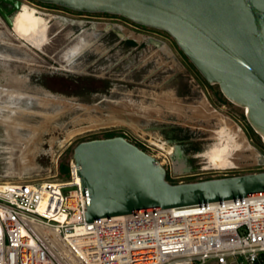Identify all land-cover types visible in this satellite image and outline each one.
Wrapping results in <instances>:
<instances>
[{"label":"flooded vegetation","instance_id":"1","mask_svg":"<svg viewBox=\"0 0 264 264\" xmlns=\"http://www.w3.org/2000/svg\"><path fill=\"white\" fill-rule=\"evenodd\" d=\"M24 9L33 10L42 19L44 28L41 34H22L18 30L17 20ZM55 10L64 13H53ZM105 17L117 21L100 20ZM100 29L102 31L99 32ZM163 34L170 35L163 29L136 23L120 14L74 10L39 0H0V152L15 155L14 164L22 169L37 166V162L28 161L23 155L42 151L39 145L41 136L47 133L51 125L49 104H53V100L59 104L67 98L62 93L54 96L47 85H93L103 81L106 85H113L112 92L115 93L117 85L120 89L124 88L123 85H153L150 80L160 78L162 73L183 70L175 52L177 42L165 41L161 38L166 36ZM185 68L191 73L189 67ZM185 76L176 78L167 74V85L158 83L155 87L161 91L155 94L168 96L172 99L168 101L171 104L177 103L174 100L198 102L196 98H200L197 106L183 102L178 108L183 112L182 116H200L203 118L200 120L209 126H232L236 140L242 146L240 150L245 151L247 158L243 159L244 155L239 152L238 156H233V161L239 163V167L243 165L242 160H246V165L250 166L264 163V152L258 149L255 140L238 127L233 118L211 110L213 106L209 101L212 96L205 91L207 86L187 85ZM182 84L187 87L183 89L185 86ZM131 93L125 94L131 96ZM144 97L147 110L149 98L154 102L159 100L155 96ZM215 115L220 121L212 123ZM144 119L148 120L146 117ZM185 126L193 130L192 126ZM207 130L217 137L216 130ZM174 137H177L174 141L178 145L168 151L170 157L163 152L161 154L172 159L171 162L167 159L164 161L178 173L192 172L209 162L214 164L211 168H222L211 160L213 150L204 152V145L194 144L198 141L195 137L186 138L182 134ZM221 141L225 142L226 139ZM150 143L153 144L148 138L143 141L146 147H152ZM151 154L163 161L157 154Z\"/></svg>","mask_w":264,"mask_h":264},{"label":"water","instance_id":"2","mask_svg":"<svg viewBox=\"0 0 264 264\" xmlns=\"http://www.w3.org/2000/svg\"><path fill=\"white\" fill-rule=\"evenodd\" d=\"M39 1L120 14L167 31L219 96L246 114L264 140V0ZM73 158L88 221L264 193V171L171 183L162 162L123 135L81 141Z\"/></svg>","mask_w":264,"mask_h":264},{"label":"built area","instance_id":"3","mask_svg":"<svg viewBox=\"0 0 264 264\" xmlns=\"http://www.w3.org/2000/svg\"><path fill=\"white\" fill-rule=\"evenodd\" d=\"M161 162L171 183L238 175ZM85 211L74 158L64 180L0 178V264H264V193L93 221Z\"/></svg>","mask_w":264,"mask_h":264},{"label":"rangeland","instance_id":"4","mask_svg":"<svg viewBox=\"0 0 264 264\" xmlns=\"http://www.w3.org/2000/svg\"><path fill=\"white\" fill-rule=\"evenodd\" d=\"M53 13L64 12L55 10ZM67 15H70V13H67ZM100 20L117 21L106 17L105 19ZM100 31H102V29H100L99 32ZM169 36H161V38L165 39L167 42H171V40L174 42L175 39ZM175 52L179 57L183 70L178 69L177 71V69H175L174 71H169L167 74L176 78H181L186 75L184 81L187 85L188 83H192L197 86H207L206 89L205 87L203 88L207 93L208 91L211 93L212 97H210L209 101V104L211 103L213 106L211 110L217 109L220 113L233 118L238 124V127L240 126L243 128L244 132L248 133L249 137H252L255 140L258 149L264 152V140L253 129L246 114L240 112L219 96L214 86L204 78L178 45L175 47ZM186 66L189 67L191 73L187 72L185 68ZM167 74L162 73L163 76L160 78L151 79L150 82H152L153 85H147L148 83L146 85H123L124 88L121 89L119 88L120 86L117 85L115 93L112 92L113 85H106L103 81H98L93 85H47L54 96L62 93L67 95V98L62 102H58L59 104H55L57 102L54 100L52 101L53 104H49L51 109L48 113H50L51 116V125L49 126L47 133L42 134L43 136H41V142L39 145L41 146L42 151L23 155L24 159L34 161L35 163L37 162V166L35 165L36 167L33 169H22L14 164L15 155L0 152V178L18 179L32 177L44 178L47 180H64L68 177L69 164L73 158L76 145L81 141L94 138H104L108 133L125 136L128 140L137 144L139 147H145L151 153L160 156L163 162H165L164 159H167L170 162L172 161L171 158H167L161 153L163 152L170 157L168 151L173 150V148L178 145L177 141H174V139L177 138L174 137L176 134H182L186 138L192 136L195 137L198 141H195L194 144L204 145V152H209L211 150L227 151L226 153L228 155H226V153L223 154L226 159H230V156L234 159L232 156H238V153L240 152L244 155L243 159H247L245 157V151L240 150L242 148L240 143H234V138L231 139L228 137L226 142H223L221 141L222 135H217L216 139L215 135L213 133L210 134L207 130H220L225 127L227 128V126L221 127V125L215 126L212 124L209 126L200 120L202 118L200 116L195 118L190 114L187 118L184 115L182 116L183 112L178 109L182 106V103L187 102L197 106L201 102L200 98H196L198 102H195V100H174L177 103L171 104L168 101H172V99L168 96H158L155 94L157 91H161L155 87L158 83V85H167ZM84 82L86 83L87 81L84 80ZM171 82L173 83V80H171ZM182 85L185 86V84ZM186 87L187 86L183 89ZM196 89L200 90L199 87ZM179 90H181V87ZM129 91L132 92L131 96L125 94ZM94 94L99 95L92 96ZM145 95L155 96L159 99L154 102V99L149 98L150 102L148 103V110L145 107ZM80 96L81 98H79ZM46 108H49V106ZM145 117L148 120H145ZM215 121H220L216 115L212 117V123ZM146 122H148L147 125ZM185 125L192 126L193 130L191 131V129L187 128ZM231 130H233L232 127L225 131ZM169 135L172 136L170 137ZM210 136L214 137L208 139ZM146 138L152 140L153 144L150 143L152 147H146L143 144V141H146ZM200 138H205V140L199 141ZM232 148L233 150L238 148L239 151H234V153L231 154L229 151ZM207 160L209 161L208 158ZM245 162L246 160H242L243 165L240 167L239 163H237L238 167H231V173L243 174L264 171V163L250 166L246 165L248 163ZM166 164L168 165V163ZM213 165L214 164H210V162L203 163L200 169L193 171H204L201 176L208 177L211 172L216 170L211 168ZM168 166L171 167L170 165ZM203 167L206 168L203 169Z\"/></svg>","mask_w":264,"mask_h":264},{"label":"trees","instance_id":"5","mask_svg":"<svg viewBox=\"0 0 264 264\" xmlns=\"http://www.w3.org/2000/svg\"><path fill=\"white\" fill-rule=\"evenodd\" d=\"M17 27L22 34H28V35L41 34L42 29L44 28L42 24V19L39 16H37L35 12L31 9L29 10L24 9V11L21 12L17 20ZM115 135L117 134L108 133L106 137H111ZM166 178L170 180L168 175L166 176Z\"/></svg>","mask_w":264,"mask_h":264},{"label":"crops","instance_id":"6","mask_svg":"<svg viewBox=\"0 0 264 264\" xmlns=\"http://www.w3.org/2000/svg\"><path fill=\"white\" fill-rule=\"evenodd\" d=\"M214 112L215 113H219V114H221V115H225V114H222V113H220V112H217L216 110H214ZM225 116H227V115H225ZM230 127H232V126H227V128L225 127V128H223V129H220V130H216V132H217V134H218V136L219 135H222V137H221V139H228V137L229 138H231V139H235V141H234V143H238L237 142V140H236V133H235V130L233 129V130H231V131H225V130H228V129H230ZM226 133V134H225ZM226 135V136H225ZM230 139V140H231ZM226 142V141H225ZM231 144H232V142H231ZM238 148H235L234 150H233V148L232 149H230V153L232 154V153H234V151L235 150H237ZM227 150V149H226ZM211 152V151H210ZM227 152V151H226ZM225 151H223V150H220V151H212L211 152V160L213 161V163H216V164H218V165H221V167L223 168H227V167H235V166H237V163L236 162H234L233 161V159L231 158V156H230V159H226L224 156H223V154H225L226 153ZM226 155H228L227 153H226ZM234 156V155H233ZM232 156V157H233ZM226 157H228V156H226Z\"/></svg>","mask_w":264,"mask_h":264}]
</instances>
